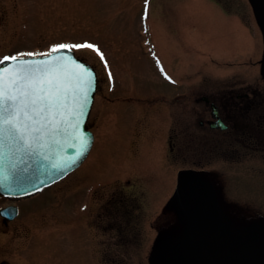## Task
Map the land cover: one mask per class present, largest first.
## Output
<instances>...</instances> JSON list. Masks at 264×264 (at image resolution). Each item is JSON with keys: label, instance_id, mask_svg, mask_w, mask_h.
Returning <instances> with one entry per match:
<instances>
[{"label": "rangeland", "instance_id": "1", "mask_svg": "<svg viewBox=\"0 0 264 264\" xmlns=\"http://www.w3.org/2000/svg\"><path fill=\"white\" fill-rule=\"evenodd\" d=\"M163 1L157 0L156 4L154 0H0V60L22 52L49 53L53 45L60 43L89 42L99 47L107 62L105 67L104 61L92 49H74L78 57L96 68L99 76L96 100L88 122L89 129L95 134L94 146L78 172L34 199L20 203L21 214L8 226H4L0 216V264L31 262L28 259L34 252L45 257L52 251L57 255L65 252V232L54 231L53 227L61 221V211L65 207L72 208L70 213L73 215L84 198L83 192L66 197L68 189H86L90 194L98 188L103 199L115 189H121L119 203L130 207L141 205L134 212L140 216L157 213V207L150 206L155 195L161 197L162 202L165 198L169 200L174 187L170 178L176 177L177 170L187 160L180 162V156L177 161L176 153L166 157V151L159 149L160 145H165L161 135L168 134L175 125L174 118H169L175 108L170 101L160 100L161 95L173 93L180 77L195 71L196 60L203 59V51H207L206 56L208 52L217 53L219 43L216 41L222 38L219 32L223 17L210 7L204 8L199 0L195 3L169 0L171 3L167 7L170 9L166 14L161 7ZM217 1L221 5L209 2L213 9L223 6L230 8L231 15L236 13L242 17L239 14L244 7L241 0ZM155 4L156 20L152 14L147 15L148 8L151 11ZM237 8H240L238 12ZM174 17L181 25L189 22L196 26L194 38L186 28L189 39H185L183 27L177 31L176 26L172 25L176 29L171 30L165 25L166 21L174 22ZM210 20L221 24L208 26ZM198 33L206 40L198 41ZM193 44L195 54L189 56L187 49ZM206 70L213 72L211 66ZM149 135H158L156 138L164 145L153 138L150 142ZM163 158L169 173L164 182L161 173L155 171L163 167L159 162ZM251 174L256 176L244 170L240 176L242 182L236 180L228 187L229 191L216 188L219 193L223 191L225 195L226 192L236 200L251 199L248 200L252 202L250 205L220 204L238 228L264 219V181L261 183L263 192L258 194L259 185H251ZM128 178L136 186L124 189ZM256 194L262 196L260 201L254 196ZM5 202L0 197V208ZM259 214L263 217H258ZM70 253L75 256V262H80V249Z\"/></svg>", "mask_w": 264, "mask_h": 264}, {"label": "flooded vegetation", "instance_id": "2", "mask_svg": "<svg viewBox=\"0 0 264 264\" xmlns=\"http://www.w3.org/2000/svg\"><path fill=\"white\" fill-rule=\"evenodd\" d=\"M189 1L195 3L196 0ZM199 1L204 8L210 7L212 11H217V14L223 17L222 30L219 32L222 38L216 41L219 43L217 46L219 49L217 53L208 52L207 56V51H203V59L196 60L198 64L195 71L181 76L180 82H176L173 93L161 95L160 100L170 101L175 108L174 113L169 115L170 119L174 118L175 125L168 134L161 135L165 145L156 138L158 135H149L147 138L150 142L153 138L155 142L162 143L164 147L160 145L159 149L166 151V157L169 153H176L179 156L177 161L180 156L182 157L180 162L187 160V163L182 164V167L177 170L176 177L175 175L174 178L169 177L173 180L174 186L170 198L176 189L179 174L189 170L211 184L215 189L219 205L232 202L234 205L239 203L250 205L252 202L248 200L251 199L236 200L226 192L225 195L223 191L219 193L217 189L219 187L221 190L223 187L224 190L229 191L228 187L235 184L236 180L242 182L243 179L240 176L244 170H249L256 174V176L251 174L253 176L251 185H259L258 194L263 192L261 183L264 181V174H262L264 168V25L253 0H241L244 7H241L242 12L239 14L242 17L236 13L231 15L230 8L223 6L213 9L209 3L212 1L220 4V1ZM154 2L158 3L157 0ZM168 3L171 1L164 0L161 5L166 14L170 9L167 7ZM156 4L152 6L151 11L150 8L147 10V15L152 14L155 20L158 19L155 13ZM186 4H184L185 7ZM239 10L240 8H237V12ZM221 23L210 20L208 26ZM165 25L175 30L176 28L172 26L174 25L177 31H181L180 26L183 27L184 32L186 28L192 34L191 38H194L196 26L193 23L181 25L176 19L174 22L166 21ZM224 35L226 38L223 37ZM185 39H189L187 34ZM196 39L206 40L200 33L197 34ZM187 53L189 56L195 54L194 44L187 49ZM210 66L213 72L206 70ZM166 116L168 117L167 114ZM154 152H156L155 149ZM189 158H192L191 162H188ZM164 160L163 158L159 161L163 167L155 169L161 173L163 182L167 180L169 174L164 166ZM80 168L65 178L78 172ZM221 175H224L225 181ZM132 181L128 178L123 188L136 186V183ZM245 181L250 183V180ZM81 192L84 198L81 199L79 210L71 215L72 208L69 210L65 207L61 211L63 220L61 218L58 225L53 227L54 231L65 232L63 236L66 244L65 252L57 255L52 251L47 257L34 252V258L31 255L28 259L31 262L24 264H151L150 258L156 243L176 238L183 232V226L175 210L169 207L170 198L168 201L165 198L162 202L159 199L161 197L157 198L155 195L156 198L150 200V206H156L157 213L140 216L135 215L134 212L138 211L141 205L130 207V205L125 206L126 204L119 203V200H122L121 189H115L106 199L102 198L98 188H94L90 194L86 189L75 191L68 189L65 195L71 197L72 194ZM39 194L13 200L0 197L6 201L3 207L17 206L20 215L22 211L20 203L30 201ZM254 196L260 198L257 194ZM260 216L261 214L258 217ZM15 219L2 218V223L8 226ZM77 249L81 251L80 262H75V256L70 253L71 250Z\"/></svg>", "mask_w": 264, "mask_h": 264}, {"label": "water", "instance_id": "3", "mask_svg": "<svg viewBox=\"0 0 264 264\" xmlns=\"http://www.w3.org/2000/svg\"><path fill=\"white\" fill-rule=\"evenodd\" d=\"M253 1L264 25V0ZM59 55L73 57L95 77L90 100L85 107L87 115L81 118V127L76 131V135H83L88 141L84 154L76 157L80 143L74 138L73 129L69 128L67 133L60 131L56 135L58 143L51 142L41 150L43 155L26 157V162L17 165V173H22L23 178L14 175L6 161L0 162V194L4 196L14 198L31 195L59 181L84 162L93 146L94 135L87 129V121L97 91V73L73 51H62ZM46 58L21 57L37 60ZM12 63L8 61L0 64V68L11 67ZM73 158H76V162L68 166L66 162ZM53 164L59 167L53 168ZM24 169L27 171L23 172ZM169 206L176 211L183 232L176 238L157 242L151 254V264H264V226H234L219 206L215 189L200 175L189 170L182 171ZM0 214L13 219L17 209L8 207L1 210Z\"/></svg>", "mask_w": 264, "mask_h": 264}, {"label": "snow or ice", "instance_id": "4", "mask_svg": "<svg viewBox=\"0 0 264 264\" xmlns=\"http://www.w3.org/2000/svg\"><path fill=\"white\" fill-rule=\"evenodd\" d=\"M74 49L94 50L107 67L99 47L89 42L60 43L53 45L49 53L22 52L0 60V64L13 62L11 67L0 68V162L6 161L20 178L23 176L17 173V165L26 162V157L43 155L41 150L49 143L59 142L55 137L60 131L67 133L69 128L73 129L72 134L80 143L76 157L84 154L88 141L83 135H76V131L81 127V118L87 115L85 107L95 77L73 57L59 55ZM37 56L48 58L21 59ZM75 162L73 158L66 163L71 166Z\"/></svg>", "mask_w": 264, "mask_h": 264}]
</instances>
